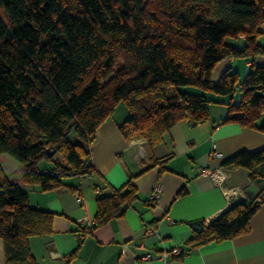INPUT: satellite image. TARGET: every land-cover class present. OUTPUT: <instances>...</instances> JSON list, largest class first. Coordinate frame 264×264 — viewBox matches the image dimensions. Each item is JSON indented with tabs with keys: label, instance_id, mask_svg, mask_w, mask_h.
<instances>
[{
	"label": "trees",
	"instance_id": "trees-1",
	"mask_svg": "<svg viewBox=\"0 0 264 264\" xmlns=\"http://www.w3.org/2000/svg\"><path fill=\"white\" fill-rule=\"evenodd\" d=\"M263 22L264 0H0V155L22 165L27 185L76 191L65 181L96 175L92 143L121 104L128 111L122 135L146 140L151 150L180 121L208 122L210 104L227 107L221 124L264 135V124L257 125L264 67L254 64L264 57ZM224 60L252 64L242 79L228 68L212 81ZM170 158H152L150 168ZM220 167L246 170L260 191L211 223L189 222V250L249 233L264 203V148L240 151ZM135 177L96 197L91 230L133 207ZM53 218L31 208L27 192L0 166L5 264H37L29 239L50 234Z\"/></svg>",
	"mask_w": 264,
	"mask_h": 264
},
{
	"label": "crops",
	"instance_id": "crops-1",
	"mask_svg": "<svg viewBox=\"0 0 264 264\" xmlns=\"http://www.w3.org/2000/svg\"><path fill=\"white\" fill-rule=\"evenodd\" d=\"M261 31L264 33V22ZM258 42L264 45V35ZM251 64L245 60H224L214 69L212 81H217L228 68L242 79ZM254 64L264 67V57L256 58ZM119 106L98 129L92 143L96 175L65 181L76 191L63 187L42 192L37 186L27 185L22 165L7 154L0 155L4 174L27 192L29 206L54 214L52 232L29 239L36 263L264 264V203L250 220L249 233L194 250L186 245L192 237L189 222L211 223L231 206L257 196L261 186L250 183L246 170H223L220 166L240 151L264 148V135L238 123L221 124L228 114L227 107L210 104L208 122L191 127L180 121L151 150L144 139L124 138L119 127L127 119L128 111ZM263 124L264 114L257 125ZM214 153L216 156L212 157ZM166 156L171 158L162 168H150L152 158ZM45 167L48 165L41 169ZM130 175L136 176L132 180L138 195L136 203L122 217L91 230L97 211L96 197L109 194L111 188H122ZM157 183L162 185V195L152 206L149 195ZM148 228L154 233L148 234ZM173 248H180L184 255L165 261H142L147 253L159 256ZM0 264H5L2 240Z\"/></svg>",
	"mask_w": 264,
	"mask_h": 264
},
{
	"label": "built area",
	"instance_id": "built-area-1",
	"mask_svg": "<svg viewBox=\"0 0 264 264\" xmlns=\"http://www.w3.org/2000/svg\"><path fill=\"white\" fill-rule=\"evenodd\" d=\"M216 156V153L212 154V157ZM162 195V185L160 183H157L150 195H149V203L150 205L154 206L159 200ZM148 234L154 233L152 229H147ZM182 253V250L180 248H173L167 252H164L162 255H153L152 253H147L142 257L143 262H150L154 260H162L165 261L168 257H178Z\"/></svg>",
	"mask_w": 264,
	"mask_h": 264
},
{
	"label": "rangeland",
	"instance_id": "rangeland-1",
	"mask_svg": "<svg viewBox=\"0 0 264 264\" xmlns=\"http://www.w3.org/2000/svg\"><path fill=\"white\" fill-rule=\"evenodd\" d=\"M230 41L233 43V41L231 39H227V42H230ZM119 107H123L125 109V106L123 104H121ZM118 112H120V110H118ZM118 112H117V114H118Z\"/></svg>",
	"mask_w": 264,
	"mask_h": 264
},
{
	"label": "water",
	"instance_id": "water-1",
	"mask_svg": "<svg viewBox=\"0 0 264 264\" xmlns=\"http://www.w3.org/2000/svg\"><path fill=\"white\" fill-rule=\"evenodd\" d=\"M54 154V152L52 151L51 153H49V156L51 157L52 155ZM219 218V217H218ZM217 218V219H218ZM214 220H216V219H214Z\"/></svg>",
	"mask_w": 264,
	"mask_h": 264
}]
</instances>
